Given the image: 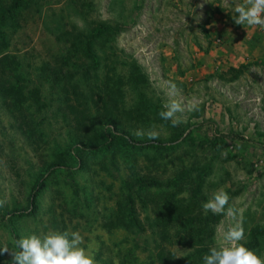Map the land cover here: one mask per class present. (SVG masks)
<instances>
[{"label": "rangeland", "instance_id": "rangeland-1", "mask_svg": "<svg viewBox=\"0 0 264 264\" xmlns=\"http://www.w3.org/2000/svg\"><path fill=\"white\" fill-rule=\"evenodd\" d=\"M241 2L20 0L7 12L0 249L68 230L80 232L96 264H203L217 226L231 223L202 209L223 188L244 209L241 243L264 257V60L253 47L237 67L208 59L220 56L214 42L227 36L242 54V34L215 36L211 27L221 13L239 26L232 8ZM101 24L108 28L90 38ZM166 81L184 102H199L177 127L158 115ZM153 125L159 139L134 135ZM102 130H110L109 146L80 149L102 142ZM11 261L0 253V264Z\"/></svg>", "mask_w": 264, "mask_h": 264}, {"label": "clouds", "instance_id": "clouds-1", "mask_svg": "<svg viewBox=\"0 0 264 264\" xmlns=\"http://www.w3.org/2000/svg\"><path fill=\"white\" fill-rule=\"evenodd\" d=\"M232 12L235 24L244 28L264 29V0H242L232 8ZM164 90L168 99L158 115L161 120L170 121L173 127L185 122L186 112L199 110L197 100L184 102L180 98V90L175 83L164 82ZM134 135L138 139L157 140L161 133L153 125L147 130L137 129ZM229 201V194L220 188L202 203L205 214L211 212L213 215H224L231 221L227 227L223 223L217 226L214 244L203 255V264H264V257L241 243L245 238L242 221L244 209L230 205ZM5 203V199H0V207ZM83 244L84 239L79 231L49 230L22 236L15 241V249L10 251L4 247L0 249V253H9L12 257L11 264H96L94 253L82 247Z\"/></svg>", "mask_w": 264, "mask_h": 264}, {"label": "crops", "instance_id": "crops-1", "mask_svg": "<svg viewBox=\"0 0 264 264\" xmlns=\"http://www.w3.org/2000/svg\"><path fill=\"white\" fill-rule=\"evenodd\" d=\"M232 23L233 22L228 14H215L213 16L211 27L215 31V36H220L225 32L224 35L227 33H231L232 35L235 33L238 35L242 34L240 39L244 45L240 46L243 47L242 54L240 57L238 56L236 48H239V46H234L236 44L235 40H233L232 37L228 38L227 36L224 40L222 38L216 39L215 42L213 40L214 43H221L222 45L213 46L215 50H220L221 52L219 53L220 56L218 58L209 57L208 59L211 60L210 62L215 65V67H237L245 60L253 58L252 55H254V50L257 52L256 55H258H254V57H256V59L264 60V30H261L258 27L247 28L245 26L244 28L242 25L236 26L232 25ZM253 44L256 46H252ZM251 47H253L254 50L252 51V54H249L247 50Z\"/></svg>", "mask_w": 264, "mask_h": 264}, {"label": "trees", "instance_id": "trees-1", "mask_svg": "<svg viewBox=\"0 0 264 264\" xmlns=\"http://www.w3.org/2000/svg\"><path fill=\"white\" fill-rule=\"evenodd\" d=\"M19 1L20 0H14L13 3L10 4L9 6H2V7H0V13H1L0 14V23H3L4 17L7 15V12L11 11V9H14V8H17L18 7ZM107 28H108V25H102V24L101 25H97L90 32L89 37L92 38V37L100 36L104 32V30L107 29ZM2 58H4V56H2ZM7 58H12L13 59L14 66L15 67L16 66H19L18 59H17L18 57L17 56L16 57L15 56H7ZM5 74H6L5 70H1L0 71V76L4 77V80L3 81L6 84L7 83L6 82L7 80L5 79ZM0 89L2 91H5V88H4V86L1 83H0ZM20 90H21V88H19L18 90H16L19 95L22 94V91H20ZM108 124H109V122H107L105 125H108ZM112 124H113V122L110 123V125H112ZM110 134H111L110 133V130H102V132H101L102 142H100V143H98L96 145H93V146L92 145H89V146H82V145H80V149L81 150H84V151H94V150H98V149H101L103 147L109 146L110 143H111V140H112ZM232 137L238 138V139H243L240 136H232ZM128 143L130 145L135 144V142H133L132 140H129ZM41 185H42V182H41V180H39L33 186V188H32V194H31V198H30L31 199V203L33 202V198L38 193Z\"/></svg>", "mask_w": 264, "mask_h": 264}, {"label": "built area", "instance_id": "built-area-1", "mask_svg": "<svg viewBox=\"0 0 264 264\" xmlns=\"http://www.w3.org/2000/svg\"><path fill=\"white\" fill-rule=\"evenodd\" d=\"M259 28V27H258ZM260 29V28H259ZM261 30H264V29H261Z\"/></svg>", "mask_w": 264, "mask_h": 264}]
</instances>
